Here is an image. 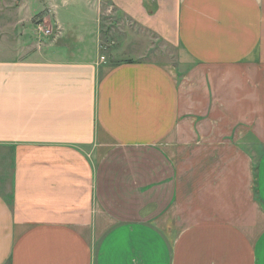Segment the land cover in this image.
I'll list each match as a JSON object with an SVG mask.
<instances>
[{
    "label": "crops",
    "instance_id": "obj_1",
    "mask_svg": "<svg viewBox=\"0 0 264 264\" xmlns=\"http://www.w3.org/2000/svg\"><path fill=\"white\" fill-rule=\"evenodd\" d=\"M0 42V264H264V0H0Z\"/></svg>",
    "mask_w": 264,
    "mask_h": 264
},
{
    "label": "rangeland",
    "instance_id": "obj_2",
    "mask_svg": "<svg viewBox=\"0 0 264 264\" xmlns=\"http://www.w3.org/2000/svg\"><path fill=\"white\" fill-rule=\"evenodd\" d=\"M39 22H40V20H38L36 18L34 24L37 25V24H39ZM108 25L109 24L105 23L102 26L103 32H104V33H102V35L104 37L103 39H105L106 38L105 35L107 33L108 34L109 33L112 34V38H113L112 40L113 41L115 40L114 41L115 43L113 41L112 42H107L109 44V46H108L109 49L108 50L112 51V49H116V48L120 47L117 38L119 36L122 37V34H123L124 30L123 29H120L119 27L108 26ZM39 34H40L39 32H32L31 33V41H30L29 44H32L31 47H30L31 49H33L32 52L33 51L38 52L40 50V47L41 48L44 47V46H42V43L45 44L44 39H42L43 38L42 35H41L42 33L40 34L41 36ZM54 34H55V32L52 33V35H54ZM52 35H50V36H52ZM52 37H54V36H52ZM52 37L51 38L48 37V40L49 41L47 40V42H50L51 39H52ZM153 44H154L153 47H149L150 46V42L143 45V48H144L143 51L145 53H147L145 59H151V60L152 59H155V60H166V59H169V57H173L172 55H170L169 53L166 52L165 47L162 48V45L161 44H158L155 41L153 42ZM16 45H17V43H11V42H9V43H6V42L5 43H1L0 42V47L1 46H4L5 48H7V47L8 48H12V46L15 47ZM156 48H159L160 49V51L163 54V56H160V53L155 54L154 50H156ZM161 48H162V50H161ZM168 52H171V51L169 50ZM13 53L14 52L10 51L6 56H8L9 58H12V57L15 56V54H13ZM174 57H176V56H174ZM122 58H124V56H121V55H118V56L113 57V59H116V60H119V59H122Z\"/></svg>",
    "mask_w": 264,
    "mask_h": 264
},
{
    "label": "built area",
    "instance_id": "obj_3",
    "mask_svg": "<svg viewBox=\"0 0 264 264\" xmlns=\"http://www.w3.org/2000/svg\"><path fill=\"white\" fill-rule=\"evenodd\" d=\"M41 30H43V28H42ZM45 31H46V32H45L46 34H49V32H50L49 30H45Z\"/></svg>",
    "mask_w": 264,
    "mask_h": 264
}]
</instances>
